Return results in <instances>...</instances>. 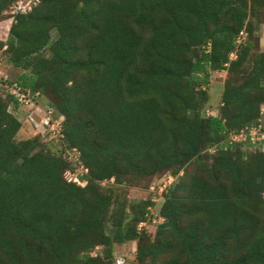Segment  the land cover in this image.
Here are the masks:
<instances>
[{
	"label": "trees",
	"instance_id": "trees-1",
	"mask_svg": "<svg viewBox=\"0 0 264 264\" xmlns=\"http://www.w3.org/2000/svg\"><path fill=\"white\" fill-rule=\"evenodd\" d=\"M11 17L0 49L23 72L0 86V264H119L129 241L136 264H264V149L227 144L264 119V0H39ZM14 83L48 96L58 144L16 138ZM167 174L157 204L125 194Z\"/></svg>",
	"mask_w": 264,
	"mask_h": 264
},
{
	"label": "built area",
	"instance_id": "built-area-1",
	"mask_svg": "<svg viewBox=\"0 0 264 264\" xmlns=\"http://www.w3.org/2000/svg\"><path fill=\"white\" fill-rule=\"evenodd\" d=\"M39 0H17L12 7L14 8L13 14L17 12L25 13L33 7ZM246 38V33L244 30H241L237 37V43H240ZM2 83L0 82V86ZM9 93L16 98V102L19 107L25 109L24 115L29 120L30 124L34 126L38 131H43L44 136H52L53 138H58L59 140L62 137V117L55 115L54 106L49 107L48 105H41L37 100L36 96H39V93L32 94L29 89L23 90L18 84L14 83L12 85H5ZM11 102L9 109L13 107ZM261 113H264V103L261 106ZM261 123L257 125H251L240 130L238 133H232L227 139V144H230L234 140H239L243 142H250L251 144L259 143L261 144L264 140V131L261 129ZM236 142V141H235ZM232 144V143H231ZM62 154L70 160L73 167H77V171L69 168L65 171V177L69 181H74L80 185L86 184V179L81 178V176L87 173L88 169L84 167L83 164L78 160L79 152L76 148L65 147L61 151ZM175 179V176L167 174L162 181H159L158 184H152L150 190L154 192L152 201L158 202L161 198L163 191L172 183ZM113 181V178L110 179ZM105 182V181H104ZM153 211V208H151ZM157 222L155 217L152 218V223ZM147 222L142 221L139 223L138 227L142 228L146 226ZM95 254V251L93 252Z\"/></svg>",
	"mask_w": 264,
	"mask_h": 264
},
{
	"label": "rangeland",
	"instance_id": "rangeland-1",
	"mask_svg": "<svg viewBox=\"0 0 264 264\" xmlns=\"http://www.w3.org/2000/svg\"><path fill=\"white\" fill-rule=\"evenodd\" d=\"M7 12L5 14H2L0 17V39L5 40L8 36L9 27L12 21L11 15H13L14 8L11 6L8 8ZM255 36L259 37V43L261 50H264V24H262ZM253 36V38L255 37ZM23 72V69L20 67L13 66L10 61L8 60V55L4 51V47L0 49V82L3 79H17L19 75ZM225 71H215L212 73L210 77V84H209V91H210V100L206 104L207 112L208 114H216L217 113V107L221 98V92H222V86L223 82L225 80ZM36 100L43 106L48 105L49 107H52L53 104L50 102L48 96L39 95L36 96ZM12 111V107L9 109ZM25 109L22 107H19L18 112L16 113L17 117L22 122V128L19 130V132L16 135L17 139H26L30 137H34L35 135H39L42 139V141L47 142L50 144V146H53L54 144H58L60 141L57 138H53L52 136H44L43 131H38L32 124H30L29 120L24 115ZM262 125H264V119L261 122ZM51 141V142H50ZM238 143H244L242 145H245L248 142H243L239 140H234L230 143L231 146ZM261 147L264 149V144H253L249 148L250 149H257V147ZM159 181H162L161 179H158L154 182V184H158ZM125 194L130 200H140L144 199L148 196V194H151V198L154 195V192H152L149 188L147 190V187L143 184L141 185H134L125 188ZM160 199L157 203H159ZM156 203V204H157ZM135 248H136V242L135 241H129L126 243H116L114 244V256L118 260L119 264H136L135 263ZM94 252V251H93ZM92 252V253H93Z\"/></svg>",
	"mask_w": 264,
	"mask_h": 264
}]
</instances>
